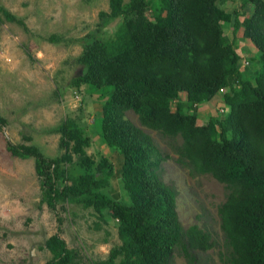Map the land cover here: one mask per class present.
Returning <instances> with one entry per match:
<instances>
[{
  "label": "trees",
  "instance_id": "1",
  "mask_svg": "<svg viewBox=\"0 0 264 264\" xmlns=\"http://www.w3.org/2000/svg\"><path fill=\"white\" fill-rule=\"evenodd\" d=\"M218 1L224 0H107L108 11H99L95 27L80 37L76 61L82 69L70 82L103 99L94 133L121 156L127 203L103 191L113 166L104 156L94 162L86 154L89 138L74 120L52 127L64 150L56 157L44 156L34 144L5 141L11 156L32 158L40 202L51 211L67 201L112 218L120 242L92 264H170L176 248L186 264H196L192 252L212 246L206 231L179 224L175 192L156 173L161 157L149 135L124 118L126 110L169 139L175 162L189 175L208 174L224 184L225 199L217 207L221 262L264 264V0H238L231 12ZM0 15L24 27L1 5ZM239 29L251 44L243 61L235 48ZM47 39L60 40L53 34ZM218 94L222 113L198 123L196 105ZM5 123L0 116V128ZM66 162L73 172L61 166ZM44 246L50 253L44 264L80 263L56 232Z\"/></svg>",
  "mask_w": 264,
  "mask_h": 264
},
{
  "label": "rangeland",
  "instance_id": "2",
  "mask_svg": "<svg viewBox=\"0 0 264 264\" xmlns=\"http://www.w3.org/2000/svg\"><path fill=\"white\" fill-rule=\"evenodd\" d=\"M238 0L218 1L231 12ZM0 5L20 18L24 27L0 15V116L6 123L0 128V264H44L50 257L44 241L57 233L68 248L78 252L79 264H92L106 257L110 247L119 244L116 225L103 210V219L91 207L72 202H58L54 212L40 202V186L32 158L11 156L5 149L6 139L13 143L34 144L47 157L63 153L59 134L52 127L65 118L82 125L89 138L85 152L96 162L106 157L113 174L103 191L127 203L119 175L121 156L100 142L97 131L102 97L89 92L85 84L73 86L71 78L81 72L76 57L81 51L80 37L93 29L99 11H108L107 0H0ZM118 19L107 25L113 30ZM230 19L224 26L227 41L232 37ZM59 37L49 41V35ZM236 52L244 58L251 51L250 42L236 32ZM241 61V71L250 77L251 69ZM178 99L184 102V94ZM221 97L196 105L198 123L218 116ZM124 118L139 127L152 140L161 159L156 173L175 192V211L182 228L196 225L206 231L212 246L193 251L196 264H223V233L219 227L218 205L227 192L223 183L208 174L189 175L175 162L169 139L138 122L131 110ZM28 136L29 139L24 137ZM179 141V138H176ZM72 161L75 155L71 154ZM61 166L73 172L71 163ZM56 217L60 219L57 223ZM170 264H186L174 249Z\"/></svg>",
  "mask_w": 264,
  "mask_h": 264
},
{
  "label": "built area",
  "instance_id": "3",
  "mask_svg": "<svg viewBox=\"0 0 264 264\" xmlns=\"http://www.w3.org/2000/svg\"><path fill=\"white\" fill-rule=\"evenodd\" d=\"M223 111V108L221 107V108H219V112H222Z\"/></svg>",
  "mask_w": 264,
  "mask_h": 264
}]
</instances>
